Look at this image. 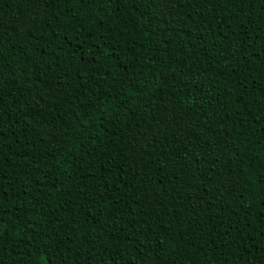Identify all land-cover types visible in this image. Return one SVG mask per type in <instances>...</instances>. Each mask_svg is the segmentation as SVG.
<instances>
[{
	"label": "trees",
	"instance_id": "obj_1",
	"mask_svg": "<svg viewBox=\"0 0 264 264\" xmlns=\"http://www.w3.org/2000/svg\"><path fill=\"white\" fill-rule=\"evenodd\" d=\"M0 264H264V0H0Z\"/></svg>",
	"mask_w": 264,
	"mask_h": 264
},
{
	"label": "snow or ice",
	"instance_id": "obj_2",
	"mask_svg": "<svg viewBox=\"0 0 264 264\" xmlns=\"http://www.w3.org/2000/svg\"><path fill=\"white\" fill-rule=\"evenodd\" d=\"M0 235H3V231H2V229H0Z\"/></svg>",
	"mask_w": 264,
	"mask_h": 264
}]
</instances>
